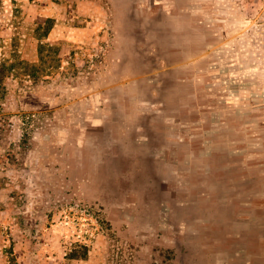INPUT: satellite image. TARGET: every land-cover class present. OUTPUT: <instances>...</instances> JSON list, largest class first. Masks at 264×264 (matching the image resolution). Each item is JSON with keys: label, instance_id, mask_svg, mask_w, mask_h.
I'll return each mask as SVG.
<instances>
[{"label": "rangeland", "instance_id": "374dc122", "mask_svg": "<svg viewBox=\"0 0 264 264\" xmlns=\"http://www.w3.org/2000/svg\"><path fill=\"white\" fill-rule=\"evenodd\" d=\"M0 264H264V0H0Z\"/></svg>", "mask_w": 264, "mask_h": 264}, {"label": "trees", "instance_id": "16d2710c", "mask_svg": "<svg viewBox=\"0 0 264 264\" xmlns=\"http://www.w3.org/2000/svg\"><path fill=\"white\" fill-rule=\"evenodd\" d=\"M47 21H49V22H50V21H52V20L48 19ZM44 35L46 36V34H44Z\"/></svg>", "mask_w": 264, "mask_h": 264}]
</instances>
